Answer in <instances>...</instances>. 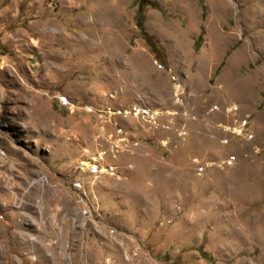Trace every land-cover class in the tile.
Returning a JSON list of instances; mask_svg holds the SVG:
<instances>
[{"label": "rangeland", "instance_id": "1", "mask_svg": "<svg viewBox=\"0 0 264 264\" xmlns=\"http://www.w3.org/2000/svg\"><path fill=\"white\" fill-rule=\"evenodd\" d=\"M151 1L0 0V264H264V0ZM135 104L186 139L139 126L85 175L108 133L85 109ZM230 104L255 142L221 144Z\"/></svg>", "mask_w": 264, "mask_h": 264}, {"label": "built area", "instance_id": "2", "mask_svg": "<svg viewBox=\"0 0 264 264\" xmlns=\"http://www.w3.org/2000/svg\"><path fill=\"white\" fill-rule=\"evenodd\" d=\"M161 67V66H160ZM162 68V67H161ZM173 91L175 99L180 101L184 94V86L179 77L172 75ZM114 98V95H113ZM59 102L63 107L74 111L75 105L64 97H59ZM86 108V107H85ZM88 112H93L100 123V126L108 129L107 134L99 136L103 138L104 143L99 142L96 144L97 151L92 152L90 149L84 147L83 154L87 156V162L84 165H81L82 172L85 175H94L96 177L104 174H116L115 166L100 165L101 161L104 160V155L109 154L114 159L117 157V154L124 152H131L134 149H137L139 144H136L135 141H139V136L136 130L140 127H143L148 131L154 130L158 132H170L175 133V138L177 140L186 139L187 132L186 128L178 124L176 127L175 121H167L163 119L165 117L161 111H153L148 108H144L141 104L130 105L129 107L123 108L121 110H115L110 108V106H104L103 108H92L87 107L85 109ZM212 112H220L227 118V121L221 124V129L224 132L225 137L221 140V144L228 146L232 141H235L240 144L244 143H253L257 139V134L255 130V125L250 115H243L241 113L240 106L238 104H230L225 107H220L215 105L212 109ZM174 116V115H171ZM188 118L190 120L194 118L190 115ZM125 122H124V121ZM178 122V120H176ZM111 141V143L109 142ZM104 144L107 146V149H100L99 147ZM163 146L169 148V143L165 141L162 142ZM2 156H5L2 153ZM239 162L237 155H231L228 159L225 160V167L233 168ZM90 164V166H87ZM199 172H203L205 167H198ZM74 188H81L80 181L74 183ZM82 214L85 218L89 216L88 211L83 209Z\"/></svg>", "mask_w": 264, "mask_h": 264}, {"label": "trees", "instance_id": "3", "mask_svg": "<svg viewBox=\"0 0 264 264\" xmlns=\"http://www.w3.org/2000/svg\"><path fill=\"white\" fill-rule=\"evenodd\" d=\"M139 3H140V10H143L145 7H149L151 6L152 8H154L155 10L156 9H160V6L159 4L155 1H151V0H138ZM137 26L138 28L140 29L141 33L144 35V37L149 40V42H151V36L145 31V28H144V24H143V21L141 19V17H139L137 19Z\"/></svg>", "mask_w": 264, "mask_h": 264}, {"label": "bare ground", "instance_id": "4", "mask_svg": "<svg viewBox=\"0 0 264 264\" xmlns=\"http://www.w3.org/2000/svg\"><path fill=\"white\" fill-rule=\"evenodd\" d=\"M87 166H90V165H87Z\"/></svg>", "mask_w": 264, "mask_h": 264}]
</instances>
